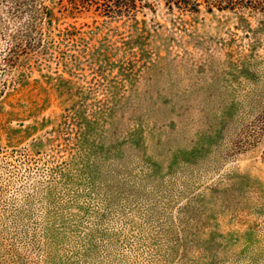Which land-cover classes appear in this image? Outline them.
I'll return each mask as SVG.
<instances>
[{
  "label": "rangeland",
  "instance_id": "obj_1",
  "mask_svg": "<svg viewBox=\"0 0 264 264\" xmlns=\"http://www.w3.org/2000/svg\"><path fill=\"white\" fill-rule=\"evenodd\" d=\"M0 264H264V0H0Z\"/></svg>",
  "mask_w": 264,
  "mask_h": 264
},
{
  "label": "trees",
  "instance_id": "obj_2",
  "mask_svg": "<svg viewBox=\"0 0 264 264\" xmlns=\"http://www.w3.org/2000/svg\"><path fill=\"white\" fill-rule=\"evenodd\" d=\"M13 51V50H12ZM13 60L12 59H8V62H12ZM3 87L4 88H7L8 87V84L7 83H5L4 85H3Z\"/></svg>",
  "mask_w": 264,
  "mask_h": 264
}]
</instances>
